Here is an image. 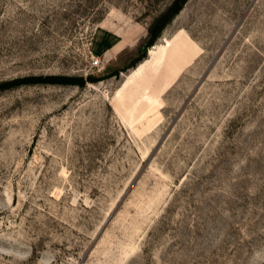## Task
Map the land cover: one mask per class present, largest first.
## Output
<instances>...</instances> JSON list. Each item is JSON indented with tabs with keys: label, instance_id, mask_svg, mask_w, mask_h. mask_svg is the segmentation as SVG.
<instances>
[{
	"label": "rangeland",
	"instance_id": "obj_1",
	"mask_svg": "<svg viewBox=\"0 0 264 264\" xmlns=\"http://www.w3.org/2000/svg\"><path fill=\"white\" fill-rule=\"evenodd\" d=\"M172 1L0 0V264H264V0Z\"/></svg>",
	"mask_w": 264,
	"mask_h": 264
},
{
	"label": "trees",
	"instance_id": "obj_2",
	"mask_svg": "<svg viewBox=\"0 0 264 264\" xmlns=\"http://www.w3.org/2000/svg\"><path fill=\"white\" fill-rule=\"evenodd\" d=\"M187 0H173L170 5L158 14L147 27V37L143 42V50L140 54L133 59L129 66H133L145 56V50L154 44L156 39L160 36L163 28L167 25L172 18L181 10ZM117 74V71L114 72ZM86 79L93 80L91 76ZM82 77H65V76H27L22 78H16L14 80L5 83L7 86L19 85L22 83H59V84H77L83 85L85 80Z\"/></svg>",
	"mask_w": 264,
	"mask_h": 264
},
{
	"label": "built area",
	"instance_id": "obj_3",
	"mask_svg": "<svg viewBox=\"0 0 264 264\" xmlns=\"http://www.w3.org/2000/svg\"><path fill=\"white\" fill-rule=\"evenodd\" d=\"M99 63V59L97 57H95L94 59H92V65L93 66H97Z\"/></svg>",
	"mask_w": 264,
	"mask_h": 264
}]
</instances>
